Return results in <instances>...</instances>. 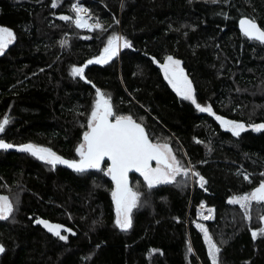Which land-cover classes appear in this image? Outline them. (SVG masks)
Masks as SVG:
<instances>
[{
    "label": "trees",
    "instance_id": "16d2710c",
    "mask_svg": "<svg viewBox=\"0 0 264 264\" xmlns=\"http://www.w3.org/2000/svg\"><path fill=\"white\" fill-rule=\"evenodd\" d=\"M52 2L0 0V27L15 34L0 55V119L10 117L0 138L79 160L75 149L100 89L117 115H131L154 142L169 143L207 183L201 188L196 177H177L149 189L132 173L140 200L132 227L122 231L108 161L79 173L0 149V196L16 200L0 220V264H211L197 224L220 247L219 264H264V236L251 235L264 227V203L252 202L250 219L228 203L264 180V130H253L264 124V44L239 28L244 16L264 28V0H58L55 8ZM74 4L85 5L89 24L99 20L103 29L77 28ZM118 33L130 47L106 64L88 65L84 79L73 76V67L101 55ZM167 56L181 61L197 103L246 130L232 135L178 95L159 66ZM209 209L212 218L204 220ZM37 219L62 225L67 240Z\"/></svg>",
    "mask_w": 264,
    "mask_h": 264
},
{
    "label": "snow or ice",
    "instance_id": "6c2138e0",
    "mask_svg": "<svg viewBox=\"0 0 264 264\" xmlns=\"http://www.w3.org/2000/svg\"><path fill=\"white\" fill-rule=\"evenodd\" d=\"M53 8L58 6V0H53ZM76 13L75 20L71 16H60L59 19L73 21L77 28H89L90 30L103 29V25L97 20L94 24H88L81 13L87 12V9L76 4L72 6ZM241 31L247 38L259 41L264 44V28L259 26L254 19L244 18L240 20ZM86 39L88 37H85ZM15 40V34L7 27H0V55H3L5 49ZM122 46L130 47V42L118 35H112L108 38L101 55L90 59L83 67H73V76H79L84 79L85 68L90 64H106L117 55L119 42ZM62 46L67 44V40L61 41ZM181 61L167 56L165 62L161 65L164 70L165 78L169 84L176 90L177 94L183 99L190 100L200 112H206L215 115L211 106H202L197 103L193 95L191 81L180 66ZM96 101L92 107L87 120V130L83 133V142L79 144L75 152L79 160H66L58 156L50 148H41L33 144H22L17 147L18 151L30 153L38 159L55 166L56 164H65L74 171L82 173L88 169H101V165L109 161L105 175L111 177L115 182V190L112 197L116 206V226L127 231L132 227L131 213L137 207L140 200V193L133 191L129 186V173L137 172L143 178L149 189L158 184L177 183V177L191 178L196 177L197 183L201 188L207 183L205 178L197 171L194 166L185 167L174 154L172 148L167 142H154L145 127L137 122L131 115H117L111 103V98L105 96L100 89H96ZM216 120L222 126H226L232 135L239 136L245 131V125L236 121L225 120L223 117L215 116ZM10 123V117L5 115L0 119V133L6 130ZM253 130L259 132L264 130V124L253 126ZM199 142V141H197ZM14 145L6 143L0 138V149H11ZM155 162V167L152 162ZM261 175H264L262 173ZM249 180V176H244ZM264 203V180H262L254 190L241 196H232L229 204L239 205L243 210L245 218L250 219L249 208L252 202ZM203 208L204 205L202 204ZM209 209V215L203 216L204 220L212 218V212ZM13 212V205L7 196H0V220H6ZM260 221L264 223V215L260 216ZM36 223L42 224L49 232L61 240H67V236L61 234L62 225L51 224L46 220L37 219ZM204 234L205 243L208 245V256L211 264H219L220 247L213 241L209 230L201 224H197ZM66 231H71L70 229ZM74 234V233H73ZM253 239L258 235L264 236V227L259 232L252 231ZM4 252V247L0 245V253ZM188 252L192 253V247L189 244Z\"/></svg>",
    "mask_w": 264,
    "mask_h": 264
},
{
    "label": "rangeland",
    "instance_id": "374dc122",
    "mask_svg": "<svg viewBox=\"0 0 264 264\" xmlns=\"http://www.w3.org/2000/svg\"><path fill=\"white\" fill-rule=\"evenodd\" d=\"M80 7H82V8H85V9H87V7L85 6V5H81ZM81 15L85 18V20L87 21V19H86V17L88 18V16H89V10L87 9V12H84V13H81ZM79 29H82V30H88V31H92V30H90L89 28H87V27H85V28H79ZM118 36H120V37H122L121 36V34L120 33H118L117 34ZM119 44H120V46H119V49H118V53H117V55H119V53L121 52V49L123 48V46H122V41L121 42H119ZM116 55V56H117ZM115 57V56H114ZM113 57V58H114ZM112 58V59H113ZM111 59V60H112ZM181 66V65H180ZM186 75V74H185ZM192 86V85H191ZM192 89H193V86H192ZM193 95H194V89H193ZM83 142V141H82ZM171 147V146H170ZM172 148V147H171ZM173 150V149H172ZM174 152V151H173ZM175 154V153H174ZM176 155V154H175ZM177 156V155H176ZM177 158L181 161V159L177 156ZM152 166L153 167H155L156 165H155V162L154 163H152ZM129 186L133 189V187H132V185L129 183ZM133 191H136L135 189H133ZM1 196H6V195H1ZM8 198H9V200L11 201V203H12V205H13V209H14V205H15V203H16V200L15 199H12L10 196H7ZM133 211V210H132ZM205 212V211H204ZM207 245V244H206ZM207 249H208V245H207Z\"/></svg>",
    "mask_w": 264,
    "mask_h": 264
},
{
    "label": "water",
    "instance_id": "95a60500",
    "mask_svg": "<svg viewBox=\"0 0 264 264\" xmlns=\"http://www.w3.org/2000/svg\"><path fill=\"white\" fill-rule=\"evenodd\" d=\"M244 18H250V17H247V16H244V17H242L241 19H244ZM240 19V20H241ZM257 23V22H256ZM258 25H259V23H257ZM260 26V25H259ZM239 28H240V30H241V27H240V21H239ZM162 65V63H159V66H161ZM215 116H220V117H223L225 120H231V121H233L232 119H230V118H228V117H226V116H224V115H222V114H216V115H214V119H215V121L221 126V127H224V128H226V126H222L221 125V123L219 122V121H217L216 120V118H215ZM7 143V142H6ZM13 145V144H12ZM10 150H13V151H18L17 150V147H16V145H14V147L13 148H11ZM109 162V161H108ZM110 163V162H109ZM152 163H154V161L152 162ZM65 165V164H64ZM67 166V165H66ZM132 173H137V172H130L129 173V175H131ZM129 179V178H128ZM115 183V182H114ZM129 183H130V179H129Z\"/></svg>",
    "mask_w": 264,
    "mask_h": 264
},
{
    "label": "built area",
    "instance_id": "2783aa9c",
    "mask_svg": "<svg viewBox=\"0 0 264 264\" xmlns=\"http://www.w3.org/2000/svg\"><path fill=\"white\" fill-rule=\"evenodd\" d=\"M86 19H87V17H86ZM87 23L89 24L88 21H87ZM205 215H209V212L208 211H205V212L202 213V216H205Z\"/></svg>",
    "mask_w": 264,
    "mask_h": 264
},
{
    "label": "bare ground",
    "instance_id": "6f19581e",
    "mask_svg": "<svg viewBox=\"0 0 264 264\" xmlns=\"http://www.w3.org/2000/svg\"><path fill=\"white\" fill-rule=\"evenodd\" d=\"M260 25V24H259Z\"/></svg>",
    "mask_w": 264,
    "mask_h": 264
}]
</instances>
